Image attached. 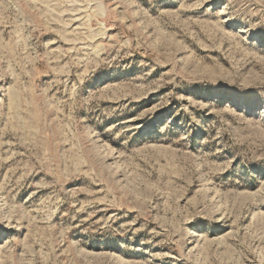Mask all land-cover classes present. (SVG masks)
Returning <instances> with one entry per match:
<instances>
[{"label":"rangeland","instance_id":"obj_1","mask_svg":"<svg viewBox=\"0 0 264 264\" xmlns=\"http://www.w3.org/2000/svg\"><path fill=\"white\" fill-rule=\"evenodd\" d=\"M0 264H264V0H0Z\"/></svg>","mask_w":264,"mask_h":264}]
</instances>
